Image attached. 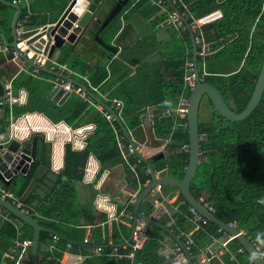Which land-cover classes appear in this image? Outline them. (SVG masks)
Returning a JSON list of instances; mask_svg holds the SVG:
<instances>
[{"label":"trees","instance_id":"1","mask_svg":"<svg viewBox=\"0 0 264 264\" xmlns=\"http://www.w3.org/2000/svg\"><path fill=\"white\" fill-rule=\"evenodd\" d=\"M187 5L185 9L182 5H176L181 12L189 11L194 17L199 18L210 14L215 10H220L222 16L212 22L202 26L204 40L209 44L212 53L207 57L206 70L208 74H204L201 68V58L198 57L200 77L203 81L213 84L223 95L225 100L230 104L233 110L241 112L246 107L254 90L259 71L262 65L264 55V7L263 0H181ZM131 6L132 9H131ZM141 7L148 8L145 17L159 11V7L152 5V0H131L124 8L122 14L127 8L129 12L139 11ZM0 8H9L0 3ZM172 10L173 6L169 5ZM14 12V9H13ZM120 18V17H119ZM119 18L116 23L110 27H114L110 39L120 31L121 24ZM168 18L167 13H161L153 20L151 27H155L162 21ZM191 21L192 19L189 18ZM39 18L36 15H29L25 7L22 8L21 24L30 29ZM3 26H11L4 16L0 18V29ZM127 30V27L122 30ZM11 30V28H10ZM4 32V30H2ZM172 35L184 39L187 47L191 49V43L188 36L178 34L174 31ZM117 40V38H116ZM185 48L181 47V53ZM64 51H62L63 53ZM68 55H61L58 61L66 63L68 67L76 72L73 79L76 84L83 82L81 75H85L90 80L93 86H99L107 79L108 72L105 66L91 68L88 63L83 61L79 56L65 51ZM72 55V56H71ZM187 60H193L192 51L185 57L173 61L171 66L175 71V75L183 77L186 69ZM221 66L225 70L222 74H217L212 68ZM40 75L49 74L44 68L41 69ZM3 72L0 70V78ZM19 83V84H18ZM134 81L128 85L122 86L120 95L112 94L111 97H120L124 102L122 112L123 124L125 125L124 115L126 112H132L137 104L136 88ZM85 87L93 94H98L92 90L85 82ZM174 85L173 83H169ZM20 85H26L29 96L27 104L14 108L11 112L14 119L25 115L26 113L38 112L44 113L54 122L64 121L71 127L89 122L95 125L94 133L87 138V145L82 151H74L70 144L66 145L65 153V177L70 181L60 184L59 193L47 205L39 211H35L31 207V199L24 200L22 194L26 185L29 183L35 168V164L25 175V183L22 188L12 186L16 183V177L8 186L13 193L20 197L23 202V207L29 210V214L33 215L38 222L43 225L46 230L41 231L40 244L38 252V264H61L60 259L66 250H80L83 254L88 253V244L85 243V229L82 227L73 228L70 233L61 232L56 226L55 221L46 223L40 219V216H45L54 220H58L54 215L56 202L61 201L67 203V208H71V203L74 201L72 184L79 182L84 176V168L90 154H94L101 163L100 173L109 166L115 165L118 162L124 164L128 169L129 166L122 158L120 148L118 146L116 135L110 122L105 118L102 112L97 110L88 101L73 94L63 105H57L52 99V83H45L34 77L31 74L26 78L18 77L14 79L12 86L13 90ZM170 85H163L165 87ZM173 89L169 90L172 98V105L177 106V97L183 91V83L176 84ZM4 86L0 83V99L4 95ZM167 92V93H168ZM166 93V91H165ZM115 95V96H114ZM107 107L110 102L102 100ZM6 106V105H5ZM0 106V108L5 107ZM206 110L209 112L208 119H202L201 112ZM9 112V113H11ZM140 114L132 115V122L129 128L136 129L140 126ZM187 122L186 119L173 118L172 120L163 121L156 119L154 126L157 136L162 138L172 137L173 142L169 144V157L160 159L154 162L155 169L160 171L166 169L163 175H167L176 179H181L184 175L186 165L188 163V153H180L186 144H188V127L183 126ZM116 123V122H115ZM176 123L180 126V131L175 132ZM119 128L121 126L116 123ZM185 129V131H181ZM199 129L200 133L208 134V138L201 141L202 149H212L209 154L202 156L197 174L191 183V190L196 199L202 198L213 207V213L221 220L228 223H235L240 230H244L248 237L254 241L264 244V94L261 101L251 113L249 117L241 121H230L214 110L211 102L205 100L201 104L199 114ZM124 136V144L128 145L129 138L121 131ZM153 158V157H152ZM132 162L136 158H131ZM45 164L50 166V160H46ZM148 167L142 160L137 165L139 179L142 184L151 178V174L147 171ZM136 182V181H135ZM137 183V182H136ZM17 185V184H16ZM12 186V187H11ZM163 191L171 192L170 196L178 190L171 187H161ZM182 204L178 205V211L174 215V222L167 225L160 218H155L160 223L167 225L174 233L173 237L162 228L149 224V237L145 241L142 248L135 250L133 258L123 257L118 259L114 255L112 248H104L99 255L87 257L83 264H171L170 259L172 254L165 249V237H170L172 241L180 244L185 242L186 235L191 232L192 245V264H198L197 260L202 251L212 243V237L217 238L224 234L218 233V226L211 221L202 225L198 229H194L192 223V215L189 211L190 205L185 201L181 193H179ZM141 212L150 216L154 210L153 204L146 199L141 204ZM131 207H129L130 209ZM12 219L19 227L8 220H3L0 228V261L3 260L5 252L9 251L17 238L18 228L22 231V237L31 238L33 229L24 225L17 217L11 214ZM120 227L122 237L116 238L113 244L119 245L123 242L125 235H128V229ZM53 234H58L59 239L54 241ZM99 234L95 235L97 244L104 243L98 239ZM71 243V248L67 244ZM54 248L47 250V246ZM229 251H226V256L223 264H233L231 254L235 253V258L243 264H249L251 257L245 251L238 253V249L242 247L236 238L231 239L227 243ZM132 248L129 247V251ZM122 252V247L118 246V253ZM4 264H13L9 259H4ZM21 264H31L30 254L28 260Z\"/></svg>","mask_w":264,"mask_h":264},{"label":"crops","instance_id":"2","mask_svg":"<svg viewBox=\"0 0 264 264\" xmlns=\"http://www.w3.org/2000/svg\"><path fill=\"white\" fill-rule=\"evenodd\" d=\"M9 1L14 2L15 0ZM70 1L71 0H16V3L22 8L24 6L29 15H36L39 18L38 23L36 22V24L29 26L31 27L30 29L35 30L45 29L49 25L56 24L66 11V7ZM152 5H155L153 1ZM132 7L133 6H131V9ZM1 9L2 8H0V18L4 14V12H1ZM11 9L13 10V8ZM129 10V8L125 10L126 13L123 15V22L121 19L122 14L119 16L121 30L117 32L113 39H110V37L114 27H110L111 33L107 35L106 40L118 46L119 49L112 60L109 61L108 65L105 66L108 72L107 79L98 86V94L94 95L100 98L101 101H105L111 98L112 94L120 95V93L123 92H121L122 86L128 85L134 81L133 84L137 92V104L132 112L125 113V125L128 128L132 122V115L141 113L140 126L136 129L129 128V140L135 141L138 146V153L142 155L143 158L152 161V157L161 152L160 147L164 144H167L165 152L169 153V144L173 142L171 136L168 138L157 136L154 123L156 119L168 121L164 119L163 114L160 113L162 109L166 108L170 114L174 115L176 105L174 107L171 104L172 98L168 91L173 89L171 86L175 87L176 84H182L181 78L183 77L175 75V71L171 64L173 61L185 57V52L186 55H188L190 51L193 52L192 42L189 37L191 43V49H189L184 39L176 36L174 37L172 33L176 31V29L168 18L160 22L155 29L151 27L153 20L161 13L164 12L168 15L167 10H170L168 7L160 8L158 12H155L148 18L145 17V14L149 11L148 8L141 7L139 11H133L127 14ZM167 20L169 23L165 24ZM125 26L127 30L125 29L122 32ZM18 27L24 28L21 23ZM24 29H26V27ZM0 32L3 31L0 29ZM1 45L2 40L0 39V46ZM181 47L185 48L183 53L180 51ZM63 54L68 55L65 51L63 53L57 51L54 58L58 60V57ZM3 55L4 52L0 50V57ZM89 65L94 69L103 67L101 64L97 66L92 64ZM31 69V65L25 60L17 58L16 60L9 61L0 66V70L3 72V76L0 80L6 81L12 74H16V80L18 77L26 78L27 75L31 74ZM44 69L49 74L55 75V72L48 68ZM212 70L217 74L225 72V70L218 65H215ZM74 75H76L75 71ZM37 77L45 83H52L53 77L40 74ZM169 83H173L174 85H170ZM162 84L170 85L169 87H165L166 93L162 88ZM14 93L21 101L18 100L13 105L6 104L5 107L0 108V135L4 134L6 127L9 125L10 116L12 114L11 111L14 108L27 104L29 92L26 85H20ZM55 93L56 92L53 91L52 95ZM73 94L76 93H71L70 97ZM51 100L53 101V99ZM93 101L105 107L104 102L100 103L95 99H93ZM56 104L59 105L58 103ZM90 104L93 105L92 103ZM201 117L202 119H208L209 112L202 110ZM89 125H93L92 130L88 129ZM16 126V138L18 139L26 138L37 133L45 135L44 140L39 139L37 159L29 164L27 173L34 163H36L33 175L22 194L24 200L31 199L32 202L27 203L30 204L31 207H34L33 209L37 212L55 198L56 194L60 191V184L69 181L65 177L66 145L70 144L74 151L84 150L87 145V138L94 133L95 125L85 122L78 127H71L63 120L54 122L44 113L30 112L20 118L16 122ZM77 129H83V135L75 134V130ZM174 131H180L178 123H176ZM181 131H185V129ZM71 136L72 139H70ZM79 145H83V147L78 149L77 146ZM48 159L50 160V166L45 164V161ZM154 162L155 161H153V165L155 168ZM100 169V161L94 154H90L84 168L82 180L71 183L74 195L71 208H67V203L63 205L61 201H59L56 202L54 208V213H56L54 216L58 218V220L42 215L40 216V219L46 223L55 221V226L63 233H70L73 228L82 227L85 229L84 239L85 237L91 238L90 242L92 244H88L87 246L89 248L87 255L83 254L80 250H66L61 256V264H83L87 257L99 255L95 252L96 246L100 245L97 244L95 240L96 234H99L98 239L100 242L102 241L104 243L102 245L104 248H112V246L108 245H116L113 244L116 238L122 237L120 227L127 228L129 233L125 235L123 242L118 245L122 247V252L117 258L121 259L126 257L127 254L131 252L129 251L131 242L126 244H124V242L128 241L133 225V220H131L129 216L130 213L132 214V206L128 202L140 189L137 177L135 173L126 168L121 162L109 166L102 173H100ZM160 171L164 173L166 169ZM27 173L17 175V182L11 185L22 188L25 183L24 177ZM0 183L2 182L0 181ZM141 188H143V185H141ZM161 192L164 196L169 197V201L165 204L168 212L161 217L167 225H170L174 222V215L178 211V205L182 204L183 201L180 200L179 191L174 192L172 196L169 195L171 192H166L162 189ZM104 197H106V200ZM98 203L110 207V209L119 216L118 220L109 219L108 213L102 210L98 206ZM129 207L131 208L129 209ZM2 219L4 218L0 215V228L3 222ZM228 236L230 235L224 233L218 237V242L212 245L213 255L207 264L224 263L226 251H229V249L227 245H223V242L229 238ZM169 246L170 241L166 236L165 248ZM52 248H54V246ZM52 248L47 246V250ZM26 260H28V257Z\"/></svg>","mask_w":264,"mask_h":264},{"label":"water","instance_id":"3","mask_svg":"<svg viewBox=\"0 0 264 264\" xmlns=\"http://www.w3.org/2000/svg\"><path fill=\"white\" fill-rule=\"evenodd\" d=\"M130 1L131 0H74L56 24L49 25L45 29L34 30L18 27L22 16V7L19 4L9 0H0V3L3 5L15 10L11 22L12 41L7 42L4 34L0 32V39L2 40L0 50L4 52V55L0 57V66L14 60L16 58L15 53L28 64L31 63L25 52L22 51V49L25 50V48H27L26 50L42 53L49 57H54L57 51H68L79 56L89 64L107 66L109 61L112 60L113 56L118 52L119 48L115 44L107 42L106 37L111 33L110 26L116 23ZM167 2L171 4L169 0H167ZM171 6L176 9L174 5ZM176 12L186 24V30L183 31V35L190 37L192 42L194 66L193 69L187 71V74L194 73L196 81V85L189 95L190 103L187 113L188 144H186L183 149L179 150L180 153H188V163L183 177L181 179H176L167 175L157 174L153 165V161L169 157V153L160 152L150 161L143 158L142 155L137 152V155L146 163L151 174V180L140 190L135 201L131 205L133 225L128 241L124 242V244L132 241L138 218L144 219L151 225L162 228L175 237L174 233L167 225L160 223L155 218L143 214L140 210L141 204L148 199L151 191L157 186H164L176 188L190 206L194 207L200 214L216 224L225 233L236 238L255 264H264V258L259 254L247 234L238 227L218 218L201 200L196 199L191 190V183L197 174L202 156L213 151L212 149L201 148V141L208 138V134L200 133L199 129V114L202 102L209 100L214 110L230 121H241L249 117L264 94V55L249 102L243 111L236 112L213 84L201 79L198 68V45L195 42L194 34L190 30L188 20L180 14L178 9H176ZM167 23H169L168 20L165 24ZM5 46L9 48L8 52L4 51ZM70 80L74 83L76 82L73 78H70ZM181 81L183 82V78H181ZM0 83L4 86V81L0 80ZM85 88L93 99L103 103V101L91 93L87 87ZM70 95V93H64V91L60 89L56 91L52 99L59 105H62ZM160 113L163 114L166 120H172L174 118V115L170 114L166 108L162 109ZM117 121L123 133L129 138L128 131L123 122L118 118ZM9 134V127L7 126L4 134L0 135V181L6 186H9L17 175L27 173L29 164L37 159L39 139H45L44 134L38 133L22 139H10ZM0 206L9 210V212L21 220L24 225H28L33 229L30 260L31 264H38L40 234L41 231L46 230V228L41 225L33 215L26 213L1 196ZM217 234L218 231L216 232V235Z\"/></svg>","mask_w":264,"mask_h":264},{"label":"built area","instance_id":"4","mask_svg":"<svg viewBox=\"0 0 264 264\" xmlns=\"http://www.w3.org/2000/svg\"><path fill=\"white\" fill-rule=\"evenodd\" d=\"M73 1L74 0H71L69 2V4L66 7V10L69 8V6L72 4ZM152 1L159 8H167V7L169 8L168 5H174L176 9H178L176 5H182L185 9H187V5L184 4L181 0H169L171 4H169L167 0H152ZM14 2H16V0ZM263 7H264V0H263ZM176 9L173 8L172 10H167L168 19L174 25L176 31L180 35L183 33V31L186 30V24L180 18L179 14L176 12ZM125 13L126 11L121 15L122 22H123V15ZM180 14L184 16L189 22L190 30L194 34L195 42L198 45L197 56L201 58V63L203 65V73L206 75L208 74L206 70L207 57L209 56L211 52H210L209 44L206 43V41L204 40L202 26L220 18L222 16V13L220 10H215L214 12L204 15L199 18L194 17L187 10L185 12L180 11ZM189 18H191L192 20L190 21ZM20 23L21 22H19V24ZM122 26H123V23H122ZM18 32L20 34L19 30ZM26 49L27 48H25V50L22 49V51L25 52L26 56L31 61L29 65H31L32 67L30 71L32 76L37 77L40 74L41 69L43 68H48L49 70L55 72V77L52 79V90L53 91L56 92L62 89L64 93L78 94L84 100L92 103L94 107L100 112H102L105 118L110 122L113 128V131L116 135L122 158L124 159L125 163L129 166L130 170L133 173H135L137 180H138L139 187H140V189L136 192V194L128 202L129 204L132 205L138 193L142 189L141 185H143L144 187L146 184L150 182L151 178L147 180L144 184L140 182L139 174L137 171V165L138 163L142 161V159L137 155L138 146L134 140L133 141L129 140L130 142L128 143V145L125 146L124 136L121 134V131L123 130L122 128L120 129L119 126L116 124V123L119 124V122L117 121V118L123 122V116H122V112L124 109L123 101L118 97H111L107 99L110 102V104L107 107H104L100 104L95 103L93 99L91 98L90 94L88 93V91L86 90L83 83L85 82L92 90L96 92L98 91V86H93L86 76L82 75L81 78L83 82L80 85L76 84L70 80V78H73L74 70L68 67L66 63L59 62L54 57H49L48 55H43L42 53H35L31 50H26ZM4 51L8 52L9 48L5 46ZM15 56L16 58L14 60H16L17 58H20L17 53H15ZM193 66H194L193 60H187L186 69H185V73L183 76V91L178 95L177 106L174 109L175 118H180V119L187 118V113H188V108H189V103H190L189 95L192 89L196 85L195 74L194 73L187 74V71L190 69H193ZM15 77H16V74H12L10 78L4 81L5 92L2 98L0 99V106H5L6 104L13 105L16 103V101L18 100L21 101L20 98L17 97L13 91L12 83ZM22 117H24V115ZM22 117H19V119ZM19 119L17 120L14 119V116L12 114L10 116V121L8 125L9 132H10L9 134L10 139H16V130H17L16 122ZM183 126L187 127V122L183 123ZM88 129L92 130L93 125H89ZM83 133H84L83 129L75 130V134L83 135ZM70 139H72V136ZM82 147L83 145L77 146L78 149ZM183 148L184 147H182V149ZM166 149H167V144H164L160 147L161 152H165ZM132 157L136 158L135 162L131 161ZM147 171L150 173L149 169H147ZM156 172L157 174H163L162 171H156ZM0 196L4 199L9 200L13 205L22 209L26 213H29V210L23 207V202L21 198L16 196L8 186L2 183H0ZM104 198L106 200V197ZM148 199L154 206V210L151 213L150 217L158 219L168 212V209L165 204L169 201V197L164 196L162 194L160 186H157L155 189L151 191V193L148 196ZM201 201L211 212H213V207L209 203H207L203 198L201 199ZM98 206L102 210L108 213L109 219L118 220L119 216L116 215V213L113 212L112 209H110V207L99 204V203H98ZM189 211L192 215L191 221L194 224V229H198L202 227V225H205L208 223L209 220L205 218L202 214H200L194 207L190 206ZM0 215L4 218V220L11 221L15 224V226L19 227L18 224L16 225V222L11 217V213L6 208L0 206ZM129 216L131 220H133V215L131 213L129 214ZM230 224L236 226L235 223H230ZM217 231L218 233L224 232L219 227ZM241 231L245 232L244 230H241ZM148 237H149V223L145 221L144 219L138 218L136 226H135V230L133 233V239L131 241L132 250L129 254H127L126 257L133 258L135 250L142 248L145 241L148 239ZM228 237L229 238L223 242V245H227V243L231 239L234 238L231 235ZM52 239L54 241H57L59 239V235L53 234ZM168 239L170 241V246L165 249L172 254L170 263L171 264H192L193 256L191 254V245H192L191 233L186 235V240L182 244L176 241H172L170 237ZM90 241H91L90 237H85L84 239L85 243H89ZM251 241L255 245L259 254L264 258V244H260L254 241L253 239H251ZM217 242H218V238L216 236H213L212 243L208 245L206 249L203 250L201 255L199 256L197 260L198 264H207L211 260L212 255H213L212 245ZM31 245H32V237L31 238L22 237V231L20 230V228H18L17 238L14 240L13 245L10 248V250L5 252L3 256V260L9 259L13 262V264L23 263L30 254ZM50 247L52 248L53 246L51 245ZM67 247L71 248V243H68ZM103 249H104V246L98 245L95 248V252L97 254H101L103 252ZM112 249H113V254L118 256L119 255L118 245H113ZM237 252L243 253L245 252V249L243 247H240ZM231 259L234 261L233 264H243L235 258V253L231 254ZM3 260L0 261V264H4ZM249 264H255V263L252 260H250Z\"/></svg>","mask_w":264,"mask_h":264},{"label":"rangeland","instance_id":"5","mask_svg":"<svg viewBox=\"0 0 264 264\" xmlns=\"http://www.w3.org/2000/svg\"><path fill=\"white\" fill-rule=\"evenodd\" d=\"M2 11L1 12H4V14L2 15V16H4L5 17V19L9 22L10 21V23L12 22V17H14V14H15V12L13 13V10L9 7V8H2L1 9ZM10 28H11V26H3V27H1V30H4V36H5V40L7 41V42H11L12 41V34H11V30H10ZM201 64V68H202V70H203V65H202V63H200ZM198 68H199V64H198Z\"/></svg>","mask_w":264,"mask_h":264}]
</instances>
